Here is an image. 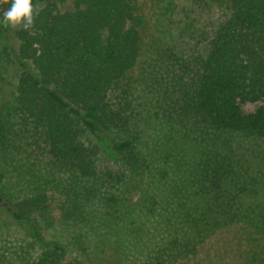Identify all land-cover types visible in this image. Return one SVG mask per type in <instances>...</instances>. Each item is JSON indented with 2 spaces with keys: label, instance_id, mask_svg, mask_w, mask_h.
Here are the masks:
<instances>
[{
  "label": "trees",
  "instance_id": "trees-1",
  "mask_svg": "<svg viewBox=\"0 0 264 264\" xmlns=\"http://www.w3.org/2000/svg\"><path fill=\"white\" fill-rule=\"evenodd\" d=\"M33 3L0 24V264H264V174L233 141H264V0Z\"/></svg>",
  "mask_w": 264,
  "mask_h": 264
},
{
  "label": "rangeland",
  "instance_id": "rangeland-1",
  "mask_svg": "<svg viewBox=\"0 0 264 264\" xmlns=\"http://www.w3.org/2000/svg\"><path fill=\"white\" fill-rule=\"evenodd\" d=\"M56 3L61 8H66L71 5L72 0H55ZM4 2L3 0H0V11H4ZM41 6L42 4H38ZM12 28V27H11ZM14 38L12 34V30L4 31L0 34V106L9 101L12 95V91L17 79V75L20 71L19 61L16 59V56L14 54V51L12 50V45L14 44ZM256 103L252 102H244L242 104V108L245 111H251L255 108ZM233 141L242 142V145H246L249 147V157H252L257 164V167L262 171V174H264V141L261 140H254V139H246V138H234ZM262 177L264 175H261ZM264 179V177H263ZM5 218V217H4ZM12 226V225H10ZM17 227H13L11 231L18 235L19 233H16ZM60 229H54V230H48L45 232V238L51 239V238H59L61 240H65V236H60ZM11 235V236H13ZM243 244V251L248 252L249 254L246 256H249V259L251 256L255 254L254 251V243L252 240L246 239L242 242Z\"/></svg>",
  "mask_w": 264,
  "mask_h": 264
},
{
  "label": "clouds",
  "instance_id": "clouds-1",
  "mask_svg": "<svg viewBox=\"0 0 264 264\" xmlns=\"http://www.w3.org/2000/svg\"><path fill=\"white\" fill-rule=\"evenodd\" d=\"M3 2L10 3V7L3 11V20L0 24L23 30H29L34 26L39 5L34 4L33 0H3Z\"/></svg>",
  "mask_w": 264,
  "mask_h": 264
},
{
  "label": "flooded vegetation",
  "instance_id": "flooded-vegetation-1",
  "mask_svg": "<svg viewBox=\"0 0 264 264\" xmlns=\"http://www.w3.org/2000/svg\"><path fill=\"white\" fill-rule=\"evenodd\" d=\"M7 8H4V10H6Z\"/></svg>",
  "mask_w": 264,
  "mask_h": 264
}]
</instances>
